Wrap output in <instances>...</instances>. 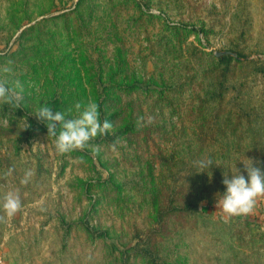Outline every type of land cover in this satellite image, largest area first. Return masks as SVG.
Masks as SVG:
<instances>
[{
  "label": "rangeland",
  "instance_id": "rangeland-1",
  "mask_svg": "<svg viewBox=\"0 0 264 264\" xmlns=\"http://www.w3.org/2000/svg\"><path fill=\"white\" fill-rule=\"evenodd\" d=\"M8 60L0 264H264V197L217 206L225 172L264 170V0H0ZM89 98L113 130L57 153L36 110Z\"/></svg>",
  "mask_w": 264,
  "mask_h": 264
},
{
  "label": "clouds",
  "instance_id": "clouds-1",
  "mask_svg": "<svg viewBox=\"0 0 264 264\" xmlns=\"http://www.w3.org/2000/svg\"><path fill=\"white\" fill-rule=\"evenodd\" d=\"M13 61L8 60L0 65V105L12 109L21 108L23 103L24 84L20 80L9 81L4 74L13 72ZM73 108L53 112L48 104L41 105L35 117L47 121L48 137L55 138V149L59 154L72 151L91 150L93 156L98 154L99 146L91 143L97 136H105L113 130V123L105 118L101 121L99 105L89 98L87 102H76ZM244 163L247 178L237 169L236 174H224L223 184L226 191L219 195L218 205L229 216L249 215L253 212L257 199L264 197V170L253 166V161ZM211 166V161L208 162ZM219 166V165H218ZM31 173H26L21 183H28ZM22 207L20 196L8 192L2 203L7 217L14 216ZM2 219V217H0Z\"/></svg>",
  "mask_w": 264,
  "mask_h": 264
},
{
  "label": "trees",
  "instance_id": "trees-1",
  "mask_svg": "<svg viewBox=\"0 0 264 264\" xmlns=\"http://www.w3.org/2000/svg\"><path fill=\"white\" fill-rule=\"evenodd\" d=\"M227 56V55H231V52H224V53H222L219 57H222V56Z\"/></svg>",
  "mask_w": 264,
  "mask_h": 264
},
{
  "label": "water",
  "instance_id": "water-1",
  "mask_svg": "<svg viewBox=\"0 0 264 264\" xmlns=\"http://www.w3.org/2000/svg\"><path fill=\"white\" fill-rule=\"evenodd\" d=\"M222 53H219V55H221Z\"/></svg>",
  "mask_w": 264,
  "mask_h": 264
}]
</instances>
